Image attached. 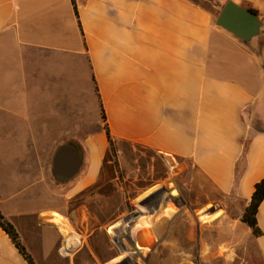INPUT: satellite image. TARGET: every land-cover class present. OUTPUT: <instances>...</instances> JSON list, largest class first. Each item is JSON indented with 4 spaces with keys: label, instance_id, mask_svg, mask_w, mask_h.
<instances>
[{
    "label": "crops",
    "instance_id": "crops-1",
    "mask_svg": "<svg viewBox=\"0 0 264 264\" xmlns=\"http://www.w3.org/2000/svg\"><path fill=\"white\" fill-rule=\"evenodd\" d=\"M232 1L264 22V0ZM75 3L0 0V212L35 264H82L94 232L82 197L110 153L106 125L115 145L180 166L201 194L191 211L154 222V238L252 241L264 264V201L261 236L241 220L264 178V41L248 46L190 0ZM64 145L83 164L72 176L70 156L56 179ZM93 252L83 264L98 263ZM0 264H29L1 226Z\"/></svg>",
    "mask_w": 264,
    "mask_h": 264
},
{
    "label": "rangeland",
    "instance_id": "rangeland-1",
    "mask_svg": "<svg viewBox=\"0 0 264 264\" xmlns=\"http://www.w3.org/2000/svg\"><path fill=\"white\" fill-rule=\"evenodd\" d=\"M110 154L102 172L104 183L82 195L92 213L89 232L94 231L90 246L83 244L82 264L93 260L89 249L100 259L96 264H263L252 241L226 248L213 235L201 244L174 239L176 235L170 238L166 230L154 238V222L168 220L180 210L191 211L195 204L188 201L200 198V192L192 183L183 185L180 166L176 173L150 151L119 142ZM190 247L192 254L186 252Z\"/></svg>",
    "mask_w": 264,
    "mask_h": 264
},
{
    "label": "water",
    "instance_id": "water-1",
    "mask_svg": "<svg viewBox=\"0 0 264 264\" xmlns=\"http://www.w3.org/2000/svg\"><path fill=\"white\" fill-rule=\"evenodd\" d=\"M216 24L239 38L245 44L259 37L264 29V22L258 14L238 5L232 0H229L222 7L216 19ZM70 156L76 158L74 162L76 171L72 173V176L79 172L83 164L80 151L73 145H64L54 156L53 175L56 179L64 174L70 168V165H72Z\"/></svg>",
    "mask_w": 264,
    "mask_h": 264
},
{
    "label": "trees",
    "instance_id": "trees-1",
    "mask_svg": "<svg viewBox=\"0 0 264 264\" xmlns=\"http://www.w3.org/2000/svg\"><path fill=\"white\" fill-rule=\"evenodd\" d=\"M74 6H76L75 0H72ZM192 1L194 4L208 10L211 11L213 6L215 5V0H190ZM76 8V7H75ZM221 7L219 6L217 9V15L216 18L218 17L221 9ZM248 10L258 14V11H256L255 9L252 8H248ZM214 11V9L212 10ZM264 34V32H263ZM264 36V35H263ZM262 37V36H261ZM261 42L264 41V37H262V40H260ZM262 48L260 47V50ZM103 118L104 120L105 115L103 114ZM106 128V132L109 138V142H110V153H112V155L115 153V142L113 141L112 137H111V133L107 127V125L105 126ZM108 154V156L105 159V165L108 164L109 161H111L110 159V155ZM102 177L103 175L101 174L100 176V180L98 181L97 185L95 186V188H98L101 186V183L103 184L104 182H102ZM264 201V178L262 180H260L255 187V191L252 195L250 204L247 206L241 220L243 223L247 224L251 230L252 233L255 237H259L262 235V230L260 229L259 225H258V220H257V215L259 212V208L262 204V202ZM0 226L4 229V231L8 234V236L11 238V240L14 242V244L16 245V247L20 250V252L22 253V255L24 256V258L28 261L29 264H35L33 258L31 257V255L27 252L26 248L22 245L21 241H20V235L18 233V231L16 230V228L4 217V215L0 212ZM92 241V240H91ZM112 257V256H111Z\"/></svg>",
    "mask_w": 264,
    "mask_h": 264
}]
</instances>
